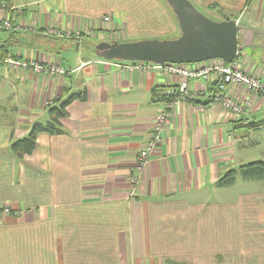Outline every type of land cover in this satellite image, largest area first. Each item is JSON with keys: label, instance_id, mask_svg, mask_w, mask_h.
I'll return each mask as SVG.
<instances>
[{"label": "crops", "instance_id": "obj_1", "mask_svg": "<svg viewBox=\"0 0 264 264\" xmlns=\"http://www.w3.org/2000/svg\"><path fill=\"white\" fill-rule=\"evenodd\" d=\"M191 1L216 20L229 16L254 30L253 45L264 36L241 24L252 5L249 22L264 20V0ZM166 3L0 0V20L13 24L0 30V48L8 50L0 51V210L13 211L0 214V264H264V182L246 187L251 179L239 173L234 184L216 185L228 170L264 160V95L229 84L225 94L252 102L237 115L213 99L215 73L192 79V97L175 106L142 176L130 181L180 78L158 68L126 71L98 57L93 42L117 29L123 38L176 32ZM243 52L244 66L264 81V63ZM9 56L66 72L9 66ZM66 88L87 89V101L72 104L64 133H40L34 153L18 159L11 141L47 121V104Z\"/></svg>", "mask_w": 264, "mask_h": 264}, {"label": "built area", "instance_id": "obj_2", "mask_svg": "<svg viewBox=\"0 0 264 264\" xmlns=\"http://www.w3.org/2000/svg\"><path fill=\"white\" fill-rule=\"evenodd\" d=\"M1 7L9 9V6L4 2ZM104 21H112L111 16L106 15L103 17ZM13 24L9 16H5L0 20L1 29H12ZM118 34L122 33L120 29L115 30ZM51 33H55L54 30H50ZM113 37H116L114 35ZM244 52L239 49L236 57L231 62H225L222 59H216L205 62L197 63H163L156 64L144 60H124L114 59L112 60L115 65L125 69L126 71H141L146 72L152 68L162 69L166 74L174 75L180 78L179 85L174 91V98L168 100L162 110L156 117L154 128L149 134L145 145L137 152L133 166L131 167L130 181L132 184L138 182L142 176L144 169L147 165L150 156L153 151L159 145L162 139V131L166 125L171 121L172 113L175 106L180 102L188 100L192 97V90L190 87V81L192 79H208L212 73L217 75L215 83V92L213 99L220 102L224 107L236 113L242 115L246 112V107L252 105L251 101L244 103L238 102V100L225 94L226 87L229 84H240L251 92L260 93L264 95V81L260 79L253 71L248 70L243 64ZM5 64L13 67H22L24 69H31L35 73H48L50 75H62L66 72V68L61 64L48 63L42 64L35 59H15L13 57H6L4 59ZM2 213H12L10 207H3L0 210ZM15 213H19L16 211Z\"/></svg>", "mask_w": 264, "mask_h": 264}, {"label": "water", "instance_id": "obj_3", "mask_svg": "<svg viewBox=\"0 0 264 264\" xmlns=\"http://www.w3.org/2000/svg\"><path fill=\"white\" fill-rule=\"evenodd\" d=\"M172 8L180 33L175 38L141 39L94 43V52L105 59L144 60L156 64L197 63L210 59L231 62L239 49L253 45L254 30L234 18L214 20L191 0H166Z\"/></svg>", "mask_w": 264, "mask_h": 264}, {"label": "trees", "instance_id": "obj_4", "mask_svg": "<svg viewBox=\"0 0 264 264\" xmlns=\"http://www.w3.org/2000/svg\"><path fill=\"white\" fill-rule=\"evenodd\" d=\"M249 3L250 0L247 1V4ZM210 8L217 9L220 13L226 14L217 4H212ZM226 18L230 17L227 16ZM71 40H74V38ZM0 51H2L1 56L3 57L8 53V50H3L1 48ZM156 90L157 88L154 89V95L157 94V92L155 93ZM164 97V99L168 98V100H171L174 98V92ZM87 99V89L84 88L78 91H72L70 88H66L65 94L62 97L56 98L47 104L49 119L47 121H34L27 135L22 138L13 139L10 143L11 152L18 159L22 160L25 156L32 155L37 149L38 136L40 133H48L52 135L64 133L65 127L63 122L69 117L72 104L75 102L85 103ZM239 173L245 179L260 180L264 182V160H254L241 165L239 169L232 168L228 170L218 179L216 185L229 186L234 184Z\"/></svg>", "mask_w": 264, "mask_h": 264}, {"label": "rangeland", "instance_id": "obj_5", "mask_svg": "<svg viewBox=\"0 0 264 264\" xmlns=\"http://www.w3.org/2000/svg\"><path fill=\"white\" fill-rule=\"evenodd\" d=\"M164 2L166 3V1L164 0ZM167 4V3H166ZM253 6H251V8L248 10V12H246V14L244 15V17L241 20V24H247V23H252L253 25L257 26L261 31H264V20L263 21H257L255 20L253 17L252 22H249V16L250 13L253 10ZM256 14V13H255ZM207 15V14H206ZM209 17H213L212 19L216 20V17L208 14ZM207 15V16H208ZM210 17V18H211ZM180 33V28H178L176 30V32L172 33V34H165V35H151L148 34L147 32H141L140 34L138 32H134L133 34H129L128 38H123L124 36H122L120 33L118 34L117 31H115V33L111 34L109 37V40L107 41H114V40H118L119 42H124V41H135V40H141V39H165V38H175L179 35ZM107 35V34H106ZM114 35H116V37H113ZM107 38V37H106ZM102 41V40H101ZM100 41H94V43H98ZM244 48V47H243ZM242 48V49H243ZM74 50V49H73ZM244 51L247 53L248 55H252V57L254 58L255 61H257V64H260L261 62L264 63V36H257V39L255 38V43L254 45L251 46H245ZM64 52V51H63ZM217 59V58H216ZM216 59H212V60H216ZM209 61V60H208ZM205 62V61H203ZM250 62V61H249ZM256 67H258L256 65ZM246 187H258L260 186L262 183L258 180H246ZM243 186V181L236 186L235 190L239 189L238 187ZM262 186V185H261Z\"/></svg>", "mask_w": 264, "mask_h": 264}]
</instances>
